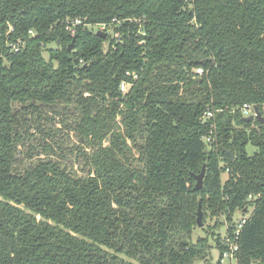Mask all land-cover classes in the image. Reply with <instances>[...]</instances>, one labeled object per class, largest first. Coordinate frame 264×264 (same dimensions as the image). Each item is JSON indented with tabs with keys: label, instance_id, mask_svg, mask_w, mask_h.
Listing matches in <instances>:
<instances>
[{
	"label": "trees",
	"instance_id": "16d2710c",
	"mask_svg": "<svg viewBox=\"0 0 264 264\" xmlns=\"http://www.w3.org/2000/svg\"><path fill=\"white\" fill-rule=\"evenodd\" d=\"M244 104L264 116V0H0V264H220L219 233L191 240L198 202L230 241L253 205L237 264H264V124Z\"/></svg>",
	"mask_w": 264,
	"mask_h": 264
},
{
	"label": "built area",
	"instance_id": "2783aa9c",
	"mask_svg": "<svg viewBox=\"0 0 264 264\" xmlns=\"http://www.w3.org/2000/svg\"><path fill=\"white\" fill-rule=\"evenodd\" d=\"M65 24V30L67 31L68 35L70 37H74L76 32H77V28L82 26V21L79 19H73V20H66L64 22ZM97 28H99V31H104L105 27L104 26H98ZM30 34L32 35V32H30ZM11 47V51L13 52H17L19 51L21 44H11L9 45ZM196 73L197 74H202V70L201 69H196ZM126 75H128V73H126ZM133 79H136L135 75H132ZM125 86L127 87V85L123 82L120 85V91L121 92H125ZM252 105L249 104H244L241 107H239L238 111L240 113V115L243 118L249 117V116H255V112L253 110ZM204 118H211L212 117V113L211 112H206L203 116ZM202 141L204 144L209 145L211 143V138L210 136H205L202 138ZM255 197H252L251 195L248 196V201L253 200ZM253 210V205H248L246 207H244L242 210H237L235 212L236 213H240V218L238 220H234L233 218V234H232V238L233 240L230 241L229 237L226 235L223 236V238L225 239V243L227 244V249L222 253V256L219 260V263L221 264L223 260L228 261L229 264H237V253H238V244H237V240L239 237V233L240 230L242 228V226L246 223L248 217L251 215ZM226 229H227V224H226Z\"/></svg>",
	"mask_w": 264,
	"mask_h": 264
},
{
	"label": "rangeland",
	"instance_id": "374dc122",
	"mask_svg": "<svg viewBox=\"0 0 264 264\" xmlns=\"http://www.w3.org/2000/svg\"><path fill=\"white\" fill-rule=\"evenodd\" d=\"M92 29L94 31H97V30L99 31V28H97V27H93ZM108 31H109L108 33L111 36H113V33L111 32V30H108ZM43 56H44L45 60L48 59V55H47L46 52L43 53ZM126 90H127V87L125 86V90L124 91L126 92ZM68 112H70V111H68ZM68 112H65L63 110H59V112L57 114L54 113L53 114L54 120H53V122H51V124L53 126L55 125L56 127H59V121H61V120H65L66 119L65 120V124L68 123V122H70L72 120L71 119L72 116L71 117H68V115H67ZM72 113H73L72 115H74L75 112L72 111ZM47 116L49 117L50 114H47ZM73 121H74V119H73ZM49 123H50V121H47L45 125L48 127L49 125H51ZM35 143L36 142H33V144H35ZM72 145H73V141L68 139V142L64 143L63 146H62V148H63V150L65 152H67V151H70L71 150L70 147H72ZM253 151H254L253 148L247 147L248 154H251ZM36 154L43 155V153L40 152V149L38 147L36 148L35 153H33L31 155L34 157V156H36ZM30 161H33L34 162L35 161V158L34 159L32 158L29 161H26L25 162V165L27 163H29ZM226 177L227 176H226L225 173L222 174L221 175V180L224 181L226 179ZM240 216H241L240 213H236V214H234L233 219L234 220H238L240 218ZM218 219H219V221L223 222L224 225L222 227L215 228L214 225L216 223V218L210 217V216H205L204 213H203L202 214L203 227L202 228L195 227V229L192 232V236H191L192 237V239H191L192 242L196 241L198 238H206L207 243L212 247L213 246V242H212V239L210 238L211 237V233L212 232L215 233V234L216 233L217 234L219 233V235L221 237H223L225 235V233H226V224L227 223L224 221V218L223 217H219ZM209 253H210L209 254L210 257L208 258V262L207 263L208 264H216L217 261H218V253L215 252V250H213L212 248H211V251ZM120 257L123 258L125 261H130L127 258H125L124 256H120ZM192 264H206V263L202 259H196ZM221 264H229V263H228V261L223 260Z\"/></svg>",
	"mask_w": 264,
	"mask_h": 264
},
{
	"label": "water",
	"instance_id": "95a60500",
	"mask_svg": "<svg viewBox=\"0 0 264 264\" xmlns=\"http://www.w3.org/2000/svg\"><path fill=\"white\" fill-rule=\"evenodd\" d=\"M96 36L104 38V34L101 31L96 32ZM73 43H74V41H72L70 43V45L68 47L69 51L73 50ZM253 110L255 112V116L254 117L253 116H249V117L243 118V120L245 122H252V121L255 120V121H257L260 124H264V116L261 115V113L258 111L256 106L253 107ZM225 153L230 156L231 160L233 159V156H232L230 151H225ZM204 175H205V168L203 167L201 169V172L198 175H195L193 177L194 180H195V186H194L195 190H200L202 188ZM202 214L203 213H202V210H201V203L198 202L197 209H196V215H195V222H196V227L197 228H202L203 227ZM254 264H260V263H254Z\"/></svg>",
	"mask_w": 264,
	"mask_h": 264
}]
</instances>
